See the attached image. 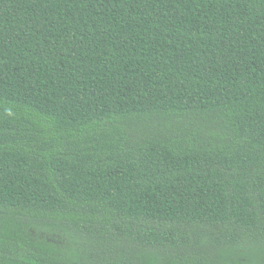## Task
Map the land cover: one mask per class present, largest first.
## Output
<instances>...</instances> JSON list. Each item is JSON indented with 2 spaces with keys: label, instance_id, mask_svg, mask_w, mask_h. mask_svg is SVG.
Wrapping results in <instances>:
<instances>
[{
  "label": "trees",
  "instance_id": "obj_1",
  "mask_svg": "<svg viewBox=\"0 0 264 264\" xmlns=\"http://www.w3.org/2000/svg\"><path fill=\"white\" fill-rule=\"evenodd\" d=\"M0 264H264V0H0Z\"/></svg>",
  "mask_w": 264,
  "mask_h": 264
}]
</instances>
